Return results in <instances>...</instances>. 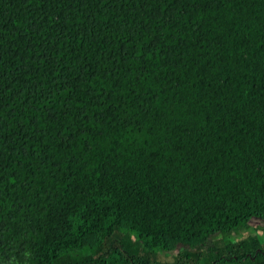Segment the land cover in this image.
I'll list each match as a JSON object with an SVG mask.
<instances>
[{"label": "trees", "instance_id": "obj_1", "mask_svg": "<svg viewBox=\"0 0 264 264\" xmlns=\"http://www.w3.org/2000/svg\"><path fill=\"white\" fill-rule=\"evenodd\" d=\"M0 264H264V0H0Z\"/></svg>", "mask_w": 264, "mask_h": 264}, {"label": "rangeland", "instance_id": "obj_2", "mask_svg": "<svg viewBox=\"0 0 264 264\" xmlns=\"http://www.w3.org/2000/svg\"><path fill=\"white\" fill-rule=\"evenodd\" d=\"M253 223H254V221H253ZM254 224H256V222L254 223ZM253 225H251L247 230L245 229V230H241L239 233H237V234H235V235H233V237L232 238H238V237H240V236H242V235H245L246 234V232H250L251 230H253ZM159 245H161L163 248H169V243H168V241H159Z\"/></svg>", "mask_w": 264, "mask_h": 264}, {"label": "crops", "instance_id": "obj_3", "mask_svg": "<svg viewBox=\"0 0 264 264\" xmlns=\"http://www.w3.org/2000/svg\"><path fill=\"white\" fill-rule=\"evenodd\" d=\"M254 223H255V221H254ZM254 223H253V221L251 222V224H254ZM256 224H257V222H256ZM252 231H253V230H251L250 233H251Z\"/></svg>", "mask_w": 264, "mask_h": 264}]
</instances>
